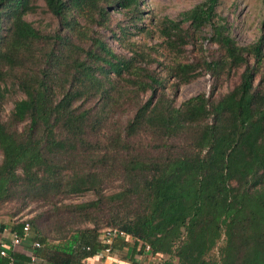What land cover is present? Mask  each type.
I'll return each instance as SVG.
<instances>
[{
    "label": "trees",
    "instance_id": "obj_1",
    "mask_svg": "<svg viewBox=\"0 0 264 264\" xmlns=\"http://www.w3.org/2000/svg\"><path fill=\"white\" fill-rule=\"evenodd\" d=\"M36 1L0 0V111L12 105L0 115V204L13 203L15 215L39 202L44 211L27 220L38 241L70 236L85 257L98 247L80 237L96 242L113 228L178 264H264V41L248 64L246 49L211 23L220 0L164 18L167 48L209 25L226 64L242 68L225 94L175 106L177 85L225 63L163 65L169 97L156 57L112 47L127 34L126 24L111 28L113 12L143 31V0H42L51 32L25 19ZM112 181L118 191L102 195ZM86 191L96 198L62 202Z\"/></svg>",
    "mask_w": 264,
    "mask_h": 264
},
{
    "label": "rangeland",
    "instance_id": "obj_2",
    "mask_svg": "<svg viewBox=\"0 0 264 264\" xmlns=\"http://www.w3.org/2000/svg\"><path fill=\"white\" fill-rule=\"evenodd\" d=\"M203 1L143 0L142 18L139 23L140 25H138L144 28L143 31H136L134 27L130 28L128 21L118 12H113L112 14L111 28L115 27L117 21L123 26L127 25V34L122 32L125 36L122 37L123 39H120V42L115 39L112 42V47L116 51H126L127 48L148 50L153 57H156L161 62L156 70L160 71V77L166 81L164 93L169 97H172L170 87L174 81L173 78H167L163 65L171 66L175 62L185 63L186 61H200V59L208 61L217 58L218 61L225 63L217 66L213 71L214 74L201 72L202 74L187 84L177 85L175 94L173 95L175 106L197 94H204L205 96H210L211 93L213 96L225 94L236 85L239 74L242 71L240 67H229L226 64L224 51L223 49H219L218 45L212 40V32L209 25L192 36L190 42L183 45L180 49L174 51L167 48V45L164 44V38L160 36L158 24L164 18L178 21L181 13L191 10ZM34 6L35 10L31 14L26 15L25 19L37 30L51 32L55 27V22L45 12L43 1L37 0ZM211 23L222 27L223 36L231 39L237 47L246 49L243 55L248 64L253 63L250 47L260 40L264 41V0H220L214 8V17ZM182 27L187 29V23L183 24ZM113 31L117 32V36L120 35V32L116 28ZM107 33L110 32L107 31ZM107 33L105 32L106 35H108ZM262 54L264 56V46ZM197 71H200V69H197ZM259 79L260 76H255L253 84L256 85ZM14 97L18 99L19 95H15ZM11 107L12 105L9 102L1 107L0 115L3 119L8 116ZM118 185L119 182L117 181L104 185L101 194L106 196L118 191ZM95 198L96 196L92 191H86L82 194L69 196L63 199L62 202L64 204H79L92 201ZM3 207L10 213H13L15 208L13 203H5ZM42 210L43 208L39 202H31L26 209L21 211V213L19 212V215H23L28 220ZM86 226H92V224L84 221L81 227Z\"/></svg>",
    "mask_w": 264,
    "mask_h": 264
},
{
    "label": "crops",
    "instance_id": "obj_3",
    "mask_svg": "<svg viewBox=\"0 0 264 264\" xmlns=\"http://www.w3.org/2000/svg\"><path fill=\"white\" fill-rule=\"evenodd\" d=\"M0 204V245H3L5 256H0V264H178L174 257L153 253L146 249V243L128 235L124 238H115L109 244V251L103 252L105 244L100 231L96 242L88 238V235L80 237V242H88L97 245V251L91 257H85L80 248L79 241L71 244L70 236L64 240L46 239L38 241V235L29 228L28 234L22 238L16 246L11 244L13 234L21 235L20 223L15 220L20 213L13 215L7 212ZM84 228H92L86 226ZM38 243L39 247H35ZM95 245V246H96ZM148 246V245H147Z\"/></svg>",
    "mask_w": 264,
    "mask_h": 264
},
{
    "label": "built area",
    "instance_id": "obj_4",
    "mask_svg": "<svg viewBox=\"0 0 264 264\" xmlns=\"http://www.w3.org/2000/svg\"><path fill=\"white\" fill-rule=\"evenodd\" d=\"M15 220L21 224V235H18V234L12 235L10 241H11V244L13 246H16L20 243L22 238H24L28 234L29 228H30L28 225V222L26 220V217H24L23 215H18L17 217H15ZM100 234H101V237H102L104 244L106 245L105 248L103 249L104 253H107L109 251L108 244L113 239L126 237V234L123 231L113 229V228H103L100 230ZM34 246L39 247V244L34 243ZM145 248L149 249L147 245ZM0 256H3V257L5 256V252L3 250V245H0ZM8 264H13V263L11 261Z\"/></svg>",
    "mask_w": 264,
    "mask_h": 264
}]
</instances>
